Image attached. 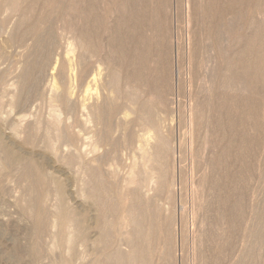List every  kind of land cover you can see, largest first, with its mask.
Instances as JSON below:
<instances>
[{
    "label": "bare ground",
    "instance_id": "obj_1",
    "mask_svg": "<svg viewBox=\"0 0 264 264\" xmlns=\"http://www.w3.org/2000/svg\"><path fill=\"white\" fill-rule=\"evenodd\" d=\"M40 1L43 3L44 8L39 14H36L37 12V10H35L37 9L36 5ZM26 2H30V5H29L30 7H25ZM67 2L68 0H0V38L6 35L9 29V26L12 24V22L13 24L14 22H16V24L14 25L15 29L13 28L14 29L13 32H11V34H9L8 37H6L1 42L2 44L0 43V61L8 58L7 55L9 53L6 52V48L8 49L15 48V50L16 48L22 49L26 47L28 41L30 40L32 41V46H31L32 48L30 49L31 51L33 49V52H31L33 55V60L31 59L32 55L29 58L31 60L28 61L27 63L26 61L28 59H26L24 63L26 65L23 68L24 70L21 76L20 74L18 75L20 76V79H19L18 84L16 83L18 85L17 86L18 94H16L17 96L16 95L13 96V98L15 97L16 99L15 100L12 99V102L10 104L12 105L20 104L22 106V103L30 102L29 96L31 97L30 93H32V91L37 90L36 92L39 94L38 88H37L38 87L37 85L39 82L37 83L38 78L36 77L37 78L36 80L35 75L37 74L38 76L41 74V72L40 74H38L37 73L38 71H36L37 61L38 59H40L43 62H46V63L48 62V65H49V59L51 55L50 51L53 48V46L56 44V39L58 41V38L55 39V37L57 36L53 30L54 25L52 23L53 26H51L49 24V21L51 20L52 15H57V16H60L61 18V16L65 15L67 11H70L74 14L75 17L79 19L81 18L82 24L80 26L74 25V22L72 21V19L71 21L73 24L70 23L71 21L68 22V19H67V22L64 19L65 20L64 25L61 23V26H62L61 30L63 33L62 36L64 37L65 35H71V38L73 37L72 39H74L75 42L77 43V45L75 46L76 47L78 46L77 48H79L78 50L79 54L76 55L75 61L77 65L79 64L82 65L80 66L81 68L82 67L85 68L84 70L82 68L85 74L86 73L88 74V71H89L88 68H90L88 67L90 59L94 56L96 57L100 53H101V57H102L103 52L107 53L106 55L107 58L109 57V54H110V57L115 60V72L111 73L110 82H108V84L112 83L113 87L115 88V93L117 95L116 100H115L116 102H111V104L115 103V105L106 106V103H104L102 100L103 102L102 104L104 105H100V106H98V104L97 106L94 105L89 108V112H88L89 113L88 118L90 119V122H93L92 124H94V128H95L94 138H96L97 143L98 144L104 143L105 139L106 140L109 139V138H106V136L111 132H112L111 135L114 138L115 136L113 134L119 130L117 129L119 126H120V129L122 128V130H119L118 132L122 131V133L120 134H123V132L125 131L124 138H125V141L128 142V144L130 143L131 145V143L136 140L135 138L139 140V138L136 136L138 134H141V135L144 134L142 133L143 131H146L147 134H149L150 138L146 136L147 134L145 136L147 139H150V141L152 139L153 143L151 142L152 143L151 144L149 141L150 144H148L146 142V146H144V148H146L147 146L149 147L147 148V150L144 151L143 154L140 152L142 154L143 165L142 166H139V164L136 165L138 166L137 171L135 167L134 168L135 171H133L132 174L130 172L131 175L129 174V176L131 177V179L128 178L130 180V186L128 183L129 180L128 182L125 181L126 183H128L126 185H128L129 188L127 186L126 188L125 187L122 188L120 191L115 190V188L111 187L112 186L111 184L108 185V183L104 181L106 179L102 176L103 174L100 175L102 171L100 172V169L98 167H95L94 165H92V163L91 165L83 164V167H85L84 169L85 172L83 173H85V175L87 176L86 181H84V189L88 191V195L85 193L86 194V203L84 207L85 209H81L80 211H77L78 209L75 210L76 208L74 210H71L67 207L68 203L66 204L67 202L66 201V186L61 182L56 183L54 179L51 180L50 176L46 172L44 163L43 164L40 163L38 159L35 160L36 156L35 158H33L34 155L32 157L31 153L30 155L26 156L24 152L21 151V149L25 147L24 145H28L29 147L34 146V144L36 145V139H37L36 133L39 130L38 128V126L40 125L39 122L35 123L38 125L37 127L35 124L32 125L33 127L32 126L29 127L28 131L30 132L31 130V133L29 132L26 133V137L23 142L24 145L22 144L24 147L21 148L20 146L21 149L15 147L14 145L6 144L7 141L3 140L1 136L2 134L0 135V153H2V158L0 160V170L3 169V171H5L6 168L7 170L12 169V168L17 169L16 171H18V180L20 183L24 184V186L22 187H24L23 190H25V193L27 196V198H25L26 200H25L24 205L23 204L22 205H23L24 212L27 213V215L30 216V220H32L31 221L33 225V227L31 228L32 233L34 234V236L37 237V239H41L42 237L44 238V235L46 237L50 234L48 232L52 230H50L49 228L51 227V225L54 224L56 227L53 226V229L55 228L54 230H56V234H54L55 231L53 233L51 232V236H54L56 238V243L60 247L59 249L63 248L64 250L65 247H67L68 249L70 248V251L68 250L69 256L65 254L68 257L62 258V259L60 258V260L56 258L59 261L57 262L55 261L56 260L55 259L54 260L55 262L52 264H73L74 262H75L74 264H76V261H78L79 259L74 261L73 258H76L75 257L76 253L78 255L79 252H76L78 251V248L76 249L73 246L68 247L69 246L68 244L69 242L79 241L81 242L82 246H86V247L88 245L90 246L88 242L90 241L88 239L89 236H87V234L90 235L91 233V231H89L90 232L89 233L88 230L93 229V228H90L89 226L91 225L89 224L91 222L90 220L95 221V223L93 224L96 225L97 229L99 230L97 232L96 239L95 240L93 239V242L91 240V243H93L92 246L101 252V256H100L101 258H99L100 260L99 264H187V261H188V264L190 263L191 264H264V200H263V204H261L259 200L257 199L259 197L256 198L258 200L257 202H259V205L261 204L262 207H260L261 209L259 208L255 209V212H254L255 216H252L253 215L252 213H251L252 215L250 214L252 217H254L255 220L253 221V223L255 222V224L254 225L252 224L250 226L249 223L253 220V218L252 220L250 219V222H248L249 219H247L250 216L248 214L249 206H247L249 204V203L247 204V201H249L247 200V197L249 196L248 195V192H249L248 185L251 182L249 181V178L250 176H252L251 174L252 169L250 170V168L252 167H250V165H251L252 159H254L253 157H254L256 149L258 150V148H260L259 151H261V148H262V153L258 152L260 154H263L264 152V140L262 139L264 135H260L259 137L260 139H258L257 137H255L257 136L256 134L254 137H250L248 134V128H250V130H252L255 133V131L257 132V130H259L258 128L262 127L261 129L263 131L260 129L259 133L264 132V0H204V3H201L200 5L198 4L199 0H195V1L193 0V2H195V5H197V6H193V7H196L195 8L196 10L193 9V11H196L197 13H199L201 18L204 19V22L207 23L206 30L209 34L211 32L212 33L216 32L214 30H216L221 25L222 26L220 28L224 27V29L226 28V26L227 27L230 26L228 29L231 28V30L229 31V32L232 31L231 33H233L234 31L235 32L239 31L241 33V29H243V25H248V28H250V26L251 27L258 26L261 28L259 29L257 27V30L255 28L256 30V31L254 30L255 33L253 32V35H251V37H248V38H247V36H249L248 34L246 37H245L246 34L244 35L245 38L237 34L239 35L237 36V39H235L236 41H238L237 46H239L240 44L241 45L239 48L235 50L234 58L231 60V63H230L231 68L236 67L237 73L236 74L231 73L229 79L227 78L228 80L227 83L225 82L226 84L224 85V87L226 86V88L229 89V92H230V89H233L232 90V93H233L235 89V93H236V90L238 89V91H240L241 94L250 93L251 96L250 97L246 96V98L244 97L242 98V96L240 95L228 96L226 94H220L216 97V105H214L215 107L213 106L212 108L214 111V112L212 111L214 114V121L212 122L215 123L214 125L216 126V130H218V132H220L221 129L223 130L222 118L224 114H226L229 120L228 122L229 128L232 129L235 126V122L232 118L233 114L236 110L240 109L239 108L240 106L244 107V109L249 113V115L246 116L244 120L245 129L239 135V138H238L239 148L236 154V161L238 162L239 168L236 171H234L232 175L226 174L225 176L226 178H229L228 180H230V184L232 185V187L230 190H228L225 187L226 185H224L223 183L219 184V180L216 181L217 179L216 178L217 176H215L216 174H214L216 178L215 179L216 182L209 181L208 176H207L208 174L207 171H206L207 174H205L204 172L203 176L201 175L202 176L201 179L199 178L200 176L198 177V179L200 180H198L199 182L197 185L196 183L194 184V181L192 180V184L196 185V189L194 191L195 194L197 195L196 197L199 196V199H200L201 194L209 192L207 193L209 197H208V200L205 201V204L203 203L204 205L202 206V204L200 203L198 206V210H200L201 208L203 209L206 219L204 221L201 220V225H199L200 223L198 224L199 226L197 225L198 227L194 229V232L192 236L190 237L188 236L186 225H182L180 228L181 229L180 235H178V237L180 236L179 240H177L178 239L177 238L176 241H175V235L177 236L178 233H175L174 235V232H175L174 229L176 230L177 227L176 228L173 227V222L174 221L177 222V220L175 219L177 217L176 216L177 212L174 213V215H171L170 212L168 211L169 209L167 210L168 206H166L165 208L166 211H165L164 208H162L163 200L160 199L162 198V195H165L166 200H167V205L173 199L172 188L174 186V181L176 179L174 176H173L174 179L172 178V174H176L173 171L176 169V167L173 168L172 170L174 172L173 173L171 171V168L173 166L170 167V164H172L170 160H172L171 155L175 154V150H173L174 147L173 148L170 147L171 145L169 143V138H167V136L163 134L162 124L164 122L166 123L168 117L170 115H173L175 112V108L173 107L174 103L172 102V99L171 100L169 99L168 96L172 93V91L174 92L176 91L177 88L180 87V79H181L180 74H177V76L172 75L173 74L171 73L172 70H170L169 68V66L171 67L170 62L168 61V53H169V48H170V46L168 45L169 43L171 44V42H169L168 40L170 37L169 36L170 31H169L168 22H167L168 21L167 20V11H168L167 9H168L169 0H101V17L97 15L95 2L92 0L85 1L86 5L84 7H81L78 3H76V0H70V10L65 8L66 5L68 4ZM190 3H192V0ZM111 14H114L113 16L114 20H112L113 21L112 23H110ZM192 16L194 17V15ZM228 16H232V19L229 17L231 21L227 20ZM255 16L259 19V23H257L258 19L256 21ZM197 19L198 18H196V20ZM236 19L239 20L240 22L235 27L234 23H229V22H235L233 20H236ZM242 19L245 20L246 23L243 24L244 21L242 22ZM93 20L94 22H98L99 20L101 21V42L100 43H97L96 41H94V38H92L90 35L91 31L88 30L89 22ZM204 24H203V28H204ZM198 26L200 25L198 24ZM57 27L59 28V26ZM244 30H245V27H244ZM56 31L58 30L56 29ZM46 33L49 34L48 38L44 37V34ZM62 33H59L60 37ZM216 34L217 32L214 35ZM208 36H211V35H208ZM194 39L195 40L197 39L196 36H194ZM196 42L197 41H195V43ZM196 45L198 44L196 43ZM197 47L196 49H193L194 52L197 50ZM15 52L13 53L15 54ZM192 57L194 56L192 55ZM68 61L69 62H64L63 60L64 63L61 62L59 64L61 65L63 63L59 68L60 69L59 73H60L61 78L64 81L66 80V83L68 82V80L71 82L72 73L76 72V71L73 72V70L75 69H73L72 61L71 60H68ZM200 64L198 65L203 68L204 65L202 64L203 65L202 66ZM38 65L40 66L39 63ZM44 65L46 66L47 64H44ZM57 65L58 64L56 63L54 69H56ZM198 65H196V67ZM193 67H194L193 68L194 70L200 69L198 67L196 68L195 65ZM39 70L42 71L43 69L40 68ZM82 74L83 73H81V75ZM87 74L86 76H89V74L88 75ZM75 76L76 75H74V77ZM86 76L84 77L83 75L84 78H86ZM214 77H212V79ZM2 78H0V84H2L1 82ZM96 79L97 77L92 76V78L90 79V83L88 81L89 85H92L94 82H97L98 80L96 81ZM213 80H211L210 83H212ZM62 85H65V84H62ZM125 86L126 88H130V90H128L125 94H123V87ZM139 86H141V89H142L141 92L139 91ZM212 88L213 87H209L208 91L210 92L209 94L212 97H215ZM63 90L66 91L65 87ZM67 90L68 92L66 91V92H63L61 95L55 96V98L53 97L54 98L53 100H55V102L58 103V106L57 105L56 106L59 110L53 105L54 108L56 109L51 111L53 113H51V115L48 116L49 119L47 120L48 123L46 124L47 127L46 128L44 127L46 132H44L45 134L43 135V138H42L43 142L45 141L44 143L46 144L47 149L49 148V150H53L55 147V143H59V142L62 143L63 145L64 144L72 145L73 143L75 144L78 143V139L80 140V137H81V136H78L80 135L79 132L81 133V130L85 129V126H86L85 125L83 128V126L81 125L83 123H81V120L79 119V115H78L79 113L78 111L80 110H76L75 108L76 104L73 105V103L72 104L70 103L71 100H69L68 87H67ZM3 93L4 92H2V96L5 95V93L4 95ZM33 93L32 95H34ZM235 93H233V95ZM43 101H46V100L43 99ZM206 105L201 102H199V104L195 103L194 105L195 108L194 109L192 108L193 112L190 113L191 125L196 124L199 126V128L203 125L205 121L204 119L207 117L206 111H205ZM210 105L208 103V109H207L208 112L210 110L209 108ZM25 106L26 105H24V107ZM225 106L226 108L224 110ZM2 107H3V101L1 98L0 99V110L3 109ZM126 110L135 114L136 118L134 117L135 119H132V121L130 120V122H128V120L126 119L128 115L125 114L127 112ZM11 111H13V109ZM124 111H126L124 113L126 117H122L123 123H121L120 119L118 121L116 120L117 122L120 121V124L119 126L118 124L116 125L118 126V127H115L117 130L113 132L114 131L113 122L115 121V119H117V118L114 119V116L115 115L120 116V114L121 113L123 114ZM64 113H69L71 115H69L68 119H66L68 115L65 116L66 118H64L62 117V115H66ZM72 116H73V122H71L70 120L71 122L70 123L69 118ZM125 119L127 120L126 122H124ZM43 121L45 123L46 120H43ZM208 122L209 123L208 124L206 123L207 125H205V127H209L208 125L210 124V121ZM136 126H140L141 128L145 127L146 129L145 130L141 129V131H139L138 129L135 130ZM165 128L166 127H164V129ZM213 129L214 128H212V130ZM206 130H208V128L207 129L205 128L204 132H206ZM193 132L195 131L192 130V133ZM215 132L213 130L211 134L213 135V133ZM83 133H84V130H83ZM168 133L169 132H167V134ZM84 134L86 136V132ZM87 134L89 133L87 132ZM83 135L82 137H84ZM209 135H210V131L208 132V136ZM88 136L90 135H87V137ZM205 136L207 135L205 134ZM120 139L118 142H120ZM147 139H145L144 141H146ZM123 140L124 139H122L120 143H122ZM234 140H235L234 138L231 139L229 143L230 146H232ZM114 141H117V140H114ZM114 141H113V146L116 145L114 144ZM107 142L109 143L110 140ZM143 144L141 143V145ZM214 144H215V141H214ZM130 145L128 147H132ZM132 145L134 146L136 144L133 142ZM217 146H216V149H217ZM75 147L77 149L78 144H76ZM119 147L121 148L122 145ZM112 148L114 149V147ZM141 148L143 149V147ZM25 152L29 154V151L27 152L25 150ZM70 156H71V159L69 160L68 158V161L66 163L67 165L75 164L76 161L77 162L80 161V165H81L82 155L80 152L79 153L73 152L72 154H70ZM101 157L104 158V156H101ZM173 158L175 159V156ZM227 158H228V152H226V148H224L223 150L220 149L219 157L217 159L218 162L212 165H211L212 161L210 164L207 162L208 164H205V165L209 167H207L206 170H208V168H211L212 170H214V167L216 165H222ZM260 158L261 157H259V159ZM262 158H261V161L264 160ZM258 161L255 159V162H258ZM95 162L98 163V160L97 161L95 160ZM262 163L263 162H261V164ZM203 165L204 164L201 165L202 168L205 167ZM255 166L257 165L255 164ZM262 166L264 167V165ZM216 169L214 171H216ZM262 170H264V168ZM262 173H264V171ZM253 174L255 176V172ZM192 175L194 176L195 174H192ZM127 176H128V173H127ZM195 177L196 176H194V178ZM257 177L259 176L256 175V178ZM252 178L254 179L253 176ZM260 180L262 179L260 178ZM206 183L208 185H206ZM260 183L261 182H259V184ZM51 184L56 185L54 187L55 189H53L52 187L54 185L51 186ZM193 187L191 189H193ZM249 187H251V185ZM251 189H253V187ZM52 191L54 192L52 193ZM252 191L250 190V192ZM254 193L252 192L253 195ZM52 194H55L58 199L57 200L58 203H57V207L55 211L56 221H54L53 223L51 222L52 220H50L51 218L50 219L48 218L50 213L47 210L49 206L48 205L49 203L47 204V202H49L48 200L50 199ZM257 194H259V192ZM175 195L176 194H174V196ZM261 195L263 194L261 193ZM261 195L259 196L261 197ZM165 196H163V199ZM257 202L255 201V203ZM164 203H166L165 200H164ZM254 205L252 204L251 206L254 207ZM91 210L93 211L91 213L92 214L94 213V216L90 214ZM163 210L166 212L165 219L162 217L164 215L162 212ZM175 211L176 209L174 210V212ZM167 213H168V216H167ZM172 214H173V211H172ZM183 215L181 216L182 219H184ZM247 215L249 216L247 217ZM176 222L175 224L177 225ZM41 246L42 245H40L39 242L30 244L29 246L23 245L20 248L22 249V247L23 248L27 247L28 250H24V251L22 250L23 252L22 254L20 253V255L26 256L27 258L26 260H28L30 259V257L28 258L27 256V254L29 253V255H31L32 261L34 260L38 261V259L43 254L45 255L44 253L45 251H43V254H42L41 248H43V246L42 247ZM178 246L180 247L179 258L177 257L178 254L175 255L178 251L177 250ZM189 246L192 247L193 249L191 253L189 252L191 257L189 256V253H188ZM18 249L19 248H17V250ZM21 249H19L18 251H21ZM63 250L62 252L64 256V252L65 250L67 252V249H65L64 251ZM24 252L26 253L28 252V253L24 254ZM83 253L81 255H83ZM8 254L10 253H7V255L5 254V257L9 258L8 260L12 259L11 261H14L13 258L15 260L22 258V257L19 258L14 255H8ZM17 255H19L18 252H17ZM81 255L77 257L80 258ZM189 257H190L191 262L190 260H188ZM35 261L33 262V264L35 263ZM19 263H20V260H19Z\"/></svg>",
    "mask_w": 264,
    "mask_h": 264
},
{
    "label": "rangeland",
    "instance_id": "obj_2",
    "mask_svg": "<svg viewBox=\"0 0 264 264\" xmlns=\"http://www.w3.org/2000/svg\"><path fill=\"white\" fill-rule=\"evenodd\" d=\"M85 1H91V0H76V3H78L81 7H84L86 5ZM92 1L95 2L97 15H99L101 17V0H92ZM190 2H191V0H189V1L188 0H169L168 9H167L168 10L167 11V20H168L167 22H168V27H169V31H170V35H169L170 37H169L168 40H169V42H171V44L169 43V45H168V46H170V48L168 47L169 48L168 61L171 64V67L169 66V68H170V70L173 71V72L171 71V73H173L172 75L177 76V74H180V78L181 79H180V87L177 88L176 91H174V92L172 91V93L168 96L169 99L170 100L172 99V102L174 103L173 107L175 108V112H174L173 115H170L168 117L166 123L164 122L162 124L163 125L162 126L163 134L166 135L167 138H169V143L171 145L170 147L171 148L174 147L173 150H175V154L171 155V159L172 160H170L171 163H172V164H170V167L173 166L171 168V171L173 170L174 167H176V169H175L176 171L173 170L176 174H172L173 171L171 172L172 178L174 179V177H175V179H176L174 181V186L172 188V195H173L172 197H173V199H172V201L170 203L168 202L169 203L168 205H167V200H166V196L165 195H162V198H160V199L163 200L162 208H164L165 211H166V209H165L166 206H168L167 210L169 209L168 211L170 212L171 215H174V213L177 212V214H176L177 217L175 218L177 220V222L176 221L173 222V227L174 228L177 227L176 230L178 229L177 231L174 229V231H175L174 235H175V233H178L177 236L175 235V241H176L177 238H178L177 240H179L180 236L178 237V235H180V230H181L180 228H181L182 225H186L188 236L190 237V236H192V234L194 232V229H196L199 225H201V220L204 221L206 219V216L204 215L205 213H204L203 209L201 208L200 210H198V206H199L200 203L202 204V206L205 204V201L208 200L209 195L207 193H209V192L201 194L202 198L200 197V199H199V196L196 197L197 195L194 192L195 189H196V185L199 182L198 180H200L202 178L204 172H205V174H207V173L209 174V175L207 174L209 181H215V179L217 178L216 181L219 180V184L223 183L224 185H226L225 187L228 190H230L231 187H232V185L230 184V180H228L229 178H226L225 176H226V174L232 175L234 173V171H236L239 168L238 162L236 161V154H237L238 148H239L238 138H239V135L245 129L244 120H245V117L249 115V113L244 109V107L240 106L239 107L240 109L236 110L234 112V114H233L232 118H233V120L235 122V126L232 129L229 128V126H228L229 120H228L226 114H224V116L222 118V120H223L222 121L223 130L221 129V131L218 132V130H216V126L214 125L215 123L212 122V121H214V114H213L214 111H213L212 108H213L214 105H216V97L218 95H220V94H226L228 96H230V95H232V96L240 95V96H242V98L243 97L246 98V96H249V97L251 96L250 93H245V94L242 93L241 94V92L238 91V89L236 90L237 94L235 93V89H234L233 93H235L236 95L235 94L233 95V93H232L233 89H230V92H229V89L226 88V86L224 87V85L227 83V81H228L227 78L229 79L231 73H233V74L237 73L236 67H232V68L230 67L231 60L234 58L235 50L237 48H239L240 45H241L240 44L239 46H237V44H238L237 42L238 41H236L235 39H237V36H239V35H241L243 38H245L247 36V34H248L249 36H247V38L251 37V35H253V32L255 33V31L257 30V27H258V26L257 27L256 26L255 27H253V26L251 27L250 26V28H248V25H243V29H241V33L239 31H237V32L234 31L233 32L234 34H233V33H231L232 31L229 32L231 30V28L228 29L230 26H228V27L226 26V28L224 29V27L220 28L222 26L221 25L218 28L216 27L217 28V29L215 28L216 30L213 29L214 31L217 32L216 35H214L216 32H213V33L211 32L209 34L207 32V30H206L207 29V23L204 22V19L201 18L199 13H197L196 11H193V9L196 10L195 9L196 7H193V6H197V5H195V2H193V0H192V3H190ZM67 3L68 4L66 5L65 8L70 10V0H68ZM201 3H204V0H199L198 4L200 5ZM29 5H30V2H26L25 3V7H30ZM36 8H37V9H35V10H37L36 14H39L44 8L43 3L40 1L36 5ZM191 14L194 15L195 18ZM243 15H244V13H243ZM113 16H114V14H111L110 23H112L113 22L112 20H114ZM229 17L232 19V16H228L227 17V20L231 21V19ZM196 18H198V19L196 20ZM245 18H246V16H245ZM64 19L66 20V22H67V19H68V22H70L71 19H72V21L74 22V25H79L80 26L82 24L81 18L79 19V18L75 17L74 14L72 12H70V11H67L65 15L61 16V18H60V16L52 15L51 20L49 21V24L51 26L54 25L53 26V30H54V32H55V34L57 36V37H55V39L58 38V41L56 39V44L57 45L55 44L53 46V48L51 49V51H50L51 52L50 53L51 54L50 55L51 61L49 59V65H48V62L46 63V62H43L42 60L38 59V61H40V62L37 61L36 71H38L37 72L38 74H40V72H41V74L38 75V76L36 74L35 78L37 77L38 80H39L38 81L37 78H36L37 83L39 82L38 85H37L39 94L36 92L37 90L36 91H32V93L34 92L33 93L34 95H32V93H30L31 97H32L31 98L29 96V99H30L29 101L30 102L22 103V106L20 104L19 105H16V104L12 105L10 103L12 102V99L13 100L16 99L15 97L13 98V96L18 94V92H17L18 91V89H17L18 85L17 84H18L20 76H21V74H22V72L24 70L23 68L26 65V64H24L26 59H28L26 61V63L28 61H30L31 59L33 60V55L31 53V52H33V49H32V51L30 49V48H32L31 47L32 46V41L29 40L27 45H26V47L22 48V49L21 48H16V50H15V48H10V49L6 48V52L9 53L7 55L8 58H6L5 60H1L0 61V63H1L0 64V78H2L4 76L1 79L2 84H0V92L2 91V92L5 93V95L3 93V95L5 97L2 96V92L0 93L1 94L0 96H2V97H0V99L2 98V101H3V107H2L3 109L0 110V111H2V112H0V115H1L0 116V131H1L0 135L2 134L1 136H2L3 140L7 141L6 144L14 145L15 147H17L19 149H21V148H23L25 146L23 149H21V151L24 152V154L26 156L30 155V153H31L32 157L34 155L33 158H35V156H36L35 160L38 159L40 161V163H42V164L44 163L46 172L50 176L51 180L54 179V181L56 183L57 182H61V183H63L66 186V201H67L66 204L68 203L67 207L69 209H71V210H74L76 208L75 210L78 209L77 211H80L81 209H85L84 207H85V203H86V194L88 195V191L84 189V181H86V179H87L86 177L87 176L85 175V173H83V172H85V170H84L85 167H83V164L84 165H91V163H92V165H94L95 167H98L100 169V172L102 171V173L100 175L103 174L102 176L106 179V180H104V179L103 180L106 183H108V185L111 184L112 186L111 185L110 186L112 188H115V190H117V191L119 190L120 191L122 188H124V187L126 188L128 186L126 184L129 183V186H130V180L129 179H131V177L129 176V174H130V172L132 174V172L135 171L134 170L135 167H136L135 169L137 171V167L138 166H136V165H138V164H139V166L143 165L142 154L149 147V146H147L146 148H144V146H146V142L148 144H150L152 142V139H151V141H150V139H147L146 136L148 138H150V136H149V134H147L146 131H143L142 133H144V134H142V135L138 134L136 136V137L139 138V140L137 138H135L136 140L133 141L136 145L133 146L132 145L133 142L130 145V143L128 144V142L125 141V138H124L125 137V134H124L125 131L123 132V134H120V133H122V131L118 132L119 130H122V128L120 129V126H119L120 121H121V123H123V118L122 117H126L125 114L128 115L126 117L128 122H130V120L132 121V119L136 118L135 114H133L130 111L126 110L127 112L124 111L123 114L122 113L120 114L121 117L119 115H115L114 116V119L117 118L113 122L114 128L119 126L117 128V129H119L118 131L115 132V130H117L116 128L115 129L113 128L114 131L112 130L113 132H115L113 134L115 137L113 138V136L111 135L112 134V132H111V133H109L110 135L108 134L106 136V138H109V139H107V140L105 139L104 143H102V144L101 143H99V144L97 143L96 138H94V129H95L94 128V124H92L93 122H90V119L88 118L89 117V113L88 112H89V108L90 107H92L94 105L97 106V104H98V106L104 105V104H102L103 102L106 103V106L107 105H109V106L115 105V103L111 104V102H116L115 100H116V96L117 95L115 93V88L113 87L112 83L108 84V82H110L111 73L115 72V60L110 57V54H109V57H108L110 59H108L107 56H106L107 53H105V52L102 53V57H101V53L98 54L96 57L95 56L92 57L90 59V62H89L90 66L88 65V67H90V68H88L89 76H86L87 73L85 74V72L83 71L85 68L82 67L83 68V70H82V68L80 67L82 65H80L79 63H78L79 65H77V63L75 61L76 60V55L79 54V51H78L79 48H77L78 46L77 47L75 46V45H77V43L75 42L74 39H72L73 37L71 38V35H65L64 37L62 36L63 33H62V30H61L62 29L61 28L62 27L61 23L64 25V21H65ZM199 19H200V21H199ZM243 19H244V17H243ZM243 19H242V22L244 21L243 22V24H244V23H246V21L243 20ZM255 19L257 21L258 18L256 17ZM100 20H101V18H100ZM100 20L98 22H94V20L90 21L89 22V26L87 25L88 26V30L91 31L90 32L91 37L94 38V41H96L97 43L101 42V21ZM72 21L70 23H72ZM233 21H235V22H229V23H234L235 27L240 22L237 19L233 20ZM52 23H53V25H52ZM257 23H259V19H258ZM15 24H16V22H14V24L12 22V24L9 26V29H8L6 35L3 36L4 38L3 37L0 38V43L6 37H8V35L11 34V32H13V30L15 29V26H14ZM198 24L200 26H198ZM203 24H204V28H203ZM57 26H59L60 29ZM244 27H245V30H244ZM55 28L58 31H56ZM255 28H256V30H255ZM258 28L260 29L261 27H258ZM219 30H220V32H219ZM227 31L229 32V34H228ZM59 33H62L61 37H63V38L60 37ZM237 34H239V35H237ZM208 35H211V36H208ZM244 35H245V37H244ZM48 36H49V34H47V33L44 34L45 38H48ZM194 36H196V38H197L196 40L194 39ZM195 41H197L196 43L198 45H196ZM27 46H28V48H27ZM196 47H197V50L195 51L196 52L195 53L193 51V49H196ZM69 48H71V49H69ZM75 49H77V50H75ZM14 50L15 51L18 50V51L15 52ZM11 51H12V53H11ZM13 52H15V54ZM170 54H171V56H170ZM31 55H32V57H31ZM52 55H54V56H52ZM192 55L194 57H192ZM30 57H31V59H29ZM63 60H64V62H69L68 60H71L73 69H75V70H73V72L76 71L75 73H72L71 82L68 80V82H67L68 84L66 83V80L64 81L61 78L60 73H59V71H60L59 68L64 63ZM200 60L201 61L203 60V61L201 62ZM41 61H42V63H41ZM61 62H63V63L61 65H59ZM199 62L202 63L204 66L202 64H200ZM38 63L40 64V66L38 65ZM43 63L47 64L49 66V68H48L47 65L45 66ZM56 63L59 65V67L57 65L56 69H54ZM198 64L202 65L203 68L201 66H199ZM42 65H43V67H42ZM194 65H195V67H196V65H198L199 67L198 66L197 67L200 68V69L202 68V69L201 70L200 69L194 70L193 69ZM40 68L43 69V70L40 71L39 70ZM193 72H194V74H193ZM81 73H83V74L81 75ZM19 74H20V76H18ZM52 74H53V76H52ZM74 75H76V76L74 77ZM80 75L82 77L84 75V77L86 76V78H84V77L82 78ZM215 75H217V76H215ZM92 76L97 77L96 81L97 80L98 81L94 82L92 85H89L90 79L92 78ZM39 77H40V79H39ZM72 77H74V78H72ZM212 77H214L213 78L214 80L212 79ZM211 80H213L212 83H210ZM88 81H89V83H88ZM62 84H65V85H62ZM2 85H4L5 87L2 86ZM66 86L69 89V94L68 93L67 94L69 95V100H71L70 103L71 104L73 103V105L76 104L75 105L76 110H80V111H78L79 113L78 112L77 113L79 115V119L81 120V123H83L81 125L83 126V128L86 125L85 129H82L81 133L79 132L80 135H78V136L82 137V135L85 132H86V136L84 134L83 135L84 137H82V139H81V137H80V140L78 139V143H76V144H78L77 149L75 147V145H76L75 143H73L72 145L71 144H68V145L64 144L63 145L62 143L59 142V143H55V147H54L53 150H49V148L47 149L46 144L44 143L45 141L43 142V140H42L43 135L45 134L44 132H46L44 127L45 128L47 127L46 124L48 123L47 120L49 119L48 116L51 115V113H53L51 111L55 110L57 108V106H58V103L55 102V100H53V99L55 98V96L61 95L63 92H66V91L68 92ZM2 87H4V88H2ZM64 87H65L66 91L63 90ZM209 87H213L212 89H213V93H214L215 97H212L209 94L210 93L208 91ZM1 88H2V90H1ZM50 88H51V90H50ZM222 89H223V91H222ZM128 90H130V88H126V86L123 87V94H125ZM141 90H142L141 86H139V91L141 92ZM70 91H71V93H70ZM50 94H51V96H50ZM172 95H174V96H172ZM48 96H49V98H48ZM10 97H11V99H10ZM147 97H146V99H147ZM43 99L46 100V101H43ZM105 99L106 100L108 99L109 101L107 100V102H106ZM102 100H103V102H102ZM253 100H255V99H253ZM38 101H40V102H38ZM108 102H109V104H108ZM199 102L204 103L205 105L207 103V105H206L207 107L205 106V111H206V116L207 117L204 119L205 121L203 120L204 123L200 127L203 130L200 129L198 125H196V124L193 125L192 124L193 125L192 126L191 123H190V113L193 112V109L195 108V106H194L195 103L199 104ZM7 103H9V104H7ZM208 103H209V105L211 104L209 106V108H210L209 112L207 110L208 109ZM24 105H26V106L24 107ZM53 105L56 108H54ZM83 106H85V107H83ZM225 108H226V106L224 107V110H225ZM12 109H13V111H11ZM3 110H5V111H3ZM27 112H28L29 115L27 114ZM31 114L32 115L34 114V115L32 116ZM64 114H66V115H62V117H64V118H66L65 116L68 115L66 119H68L69 115H71L69 113H64ZM19 116H21V117H19ZM119 119H120V121L117 122ZM126 119L124 120V122L127 121ZM43 120H46L45 123H44ZM70 120H71V122H73V116L69 118V122H70ZM207 120L210 121V124L208 126L211 129L209 127H205V125H207L209 123ZM36 122L40 123V125H39L40 127L37 124H35ZM34 124L36 125V127L38 126V128H39L38 132L36 133V138H37L36 139V145L34 144V146H32V147L30 146L29 147L28 145H24L23 142H24V139L26 137V133L29 132L28 131L29 127H31ZM117 124H118V126H116ZM19 126H20V128H19ZM203 126L206 129L208 128V130L210 131V135L211 136L210 135L208 136V132H209L208 130H206V132H204L205 128ZM86 127L88 128V130H87ZM164 127H166V128L164 129ZM198 128H199V130H198ZM212 128H214L213 129L214 132H215V130L217 132V133L216 132L213 133L214 136L211 134V132L213 131ZM261 128L262 127L258 128L259 130H257V132L255 131V133L252 130H250V128H248L249 136L250 137H254L255 134H256L257 136H255V137L260 139L259 138L260 135H264V132H260L261 134L259 133ZM137 129L139 131H141V129L145 130L146 128L145 127L141 128L140 126H136L135 130H137ZM83 130H84V133H83ZM192 130L195 131V132L192 133ZM87 132L89 134H87ZM167 132H169V133L167 134ZM29 133H31V130H30ZM41 134H42V136H41ZM92 134H93V136H92ZM205 134L207 136H205ZM87 135H90V136L87 137ZM116 135L118 136V138H117ZM217 136L220 137V138H218ZM142 137H144L147 140L144 141L145 139L142 138ZM222 138H223V140H222ZM233 138L235 140H234L232 146H230L229 143H230L231 139H233ZM119 139H120V142L122 141V139H124V140H123L122 143H120V142H118ZM262 139L264 140V137ZM109 140H110V142L108 143L107 141H109ZM111 140H112V142H111ZM114 140H117V141H114ZM113 141H114V144H116L114 146H113ZM149 141H150V143H149ZM214 141H215L216 145L214 144ZM125 142H126L127 145L125 144ZM141 143L142 144L144 143V144L141 145ZM219 143H220V145H219ZM19 144H21V145H19ZM60 144H62V145H60ZM94 144L97 145L98 147L95 146ZM121 145H122V147L124 145L123 149H122V147L121 148L119 147ZM129 145L132 146V147H128ZM20 146H21V148H20ZM80 146H82V147H80ZM216 146H217V149H216ZM112 147H114V149ZM141 147H143L144 150ZM73 148H75V149H73ZM224 148H226V152H228V158L224 161V163L222 165H216L214 167V170L217 168L216 171L212 170L211 168H208V170L210 169L209 171L206 170L207 167H209V166H206L205 164H208V163L210 164L211 161H212L211 165L212 164H216L218 162L217 159L219 157L220 149L223 150ZM25 150L27 152L29 151V154L26 153ZM114 150H116V151H114ZM134 150H136V151H134ZM259 150H260V148H258V150L257 149L255 150V154H254V157H253L254 159H252V162H251V165H250V167H252V168H250V170L252 169L251 170V174L254 177V179L256 178V175L259 176L255 180L252 178V176H250V178H249V181H251L253 184L250 182L251 184L249 183V185H248V189H249L248 195L250 197L249 196H248L249 198L247 197V200H249V201H247V204L249 203L247 206H249L248 207V214L250 215L252 213L253 214V215L251 214L252 216H255L254 215L255 209H257V208L261 209L260 207H262L261 204H263V200H264V198H263L264 197L263 196L264 195V187H263L264 186L263 185L264 184V178H263L264 177V173H262L264 171V170H262L264 168L262 166V165H264V160L261 161L262 157H263L262 159H264V156H262V155H264V152H263V154H260L258 152L262 153V148H261V151H259ZM72 151L74 153H79V152L81 153V155H82V158H81L82 163H81V165H80V161L79 162L76 161L75 164H71V165H67L66 164L67 161H68V158H69V160L71 159L70 154L73 153ZM116 154H118V155H116ZM101 156H104V158L105 157L106 158L104 159ZM174 156H175L176 160L173 158ZM259 157H261V158L259 159ZM1 158H2V153H0V160H1ZM83 158H84V160H83ZM136 158L139 159V160H137ZM101 159H103V160H101ZM255 159L257 161L258 160L259 161L255 162ZM95 160L96 161L98 160V163L95 162ZM261 162H263V163L261 164ZM202 164H204L203 166H205V167L202 168L201 167ZM255 164L257 166H255ZM101 165H102V167H101ZM183 169H184V171H183ZM256 169H257V171H256ZM16 170H17L16 168H12V169H8V170L6 168L5 171H3V169L0 170L1 171L0 172V264H18L19 260H20L19 264H27L28 262H29L28 264H33V262L35 260L32 261L31 255H29V253H28L29 251L27 252L28 254L26 252H24V254L25 253L27 254L28 258L30 257V259H28V260H26L27 259L26 256L20 255V253L22 254V252L24 250H28L27 247H24L25 249L23 247L21 249L20 247L23 246V245L24 246H29L30 244H33V243H36V242H39L40 245L43 246V248H41L42 254H43V251H45L44 253H45V255L47 257L43 254L40 257L42 259V261L39 258L38 261H35L34 264H36V263L37 264H52L55 261L58 262L60 260V258L62 259V258L68 257L69 256L68 250L70 251V248L68 249L67 247H65V249H67V252L64 249L65 252H64V256H63V252H62L63 248L59 249L60 247L56 243V238L54 236H51V232L53 233L55 231L54 234H56V230H54L55 228L53 229V226H55L54 224L51 225L52 229H51V227L49 228L52 231H49V230H48L49 232L47 231L50 234L48 236H46V237L44 235V238L42 237L41 239H37V237L34 236V234L32 233V229H31L33 227L32 222H31L32 220H30V216L27 215V213H25L24 210H23V205H24L25 200H26L25 198H27L25 190H23L24 187H22V186H24V184L19 182V180H18V171H16ZM217 170H218V172H217ZM253 170L255 172V176L253 174L254 173ZM199 171H201V172H199ZM206 171H207V173H206ZM127 173H128V176H127ZM192 174H195L194 176H196V177L194 178V176ZM214 174H216L215 175V176H217L216 178H215ZM259 174H261L263 176H261ZM125 177H126V179H125ZM198 177L200 179H198ZM213 177H214V179H213ZM13 178H14V180H13ZM260 178L262 180H260ZM128 180H129V182H128ZM192 180L194 181V184L196 183V185L192 184ZM125 181L128 182V183H126ZM176 181H177V183H176ZM258 181L261 182V183L259 184ZM52 185H54V184H51V186ZM206 185H208V184L206 183ZM250 185H251V187H249ZM254 185H256V186H254ZM55 186L56 185L52 186L53 189H55L54 188ZM118 186H119V188H118ZM129 186H128V188H129ZM192 187H193L194 190L191 189ZM252 187H253V189H251ZM262 187H263V189H262ZM250 190L251 191L253 190L252 191L253 193L255 192L254 195L252 194V192H250ZM258 190H260L261 192L258 191ZM53 192L54 191H52V193ZM258 192H259V194H257ZM261 193L263 195H261ZM174 194H176V195L174 196ZM218 195H220V194H218ZM256 195H258V196H256ZM259 195H261V197ZM24 196H26V197H24ZM163 196H165L164 199H163ZM203 197H205L206 199L203 198ZM257 197H259V198H257ZM256 198L261 203L260 205H259V202H257L258 200ZM57 200L58 199H57L56 195L52 194V196L48 200L49 202H47V204L49 203L48 204L49 206L46 205V206H48L49 209L47 208V210L50 213L48 218L49 219L51 218L50 220H52L51 221L52 223L54 221H56L55 211H56V207H57V203H58ZM162 200H160V201H162ZM164 200H165L166 203H164ZM255 201L257 203H255ZM254 203H255V205H254ZM192 204H194L195 206L192 205ZM252 204L254 205V207L251 206ZM169 205L172 206V207H170ZM174 205L176 206V208H175ZM196 206H197V208H196ZM250 207H251L252 210L250 209ZM173 209L174 210L176 209V211L174 212ZM164 210L162 212H163V214L165 216L163 215L162 217L165 219V217H166L165 213L166 212ZM172 211H173V214H172ZM249 211H250V213H249ZM91 212H93L92 210L90 211V214L94 216V213L92 214ZM193 214H195V215H193ZM182 215L184 216V219H182V217H181ZM249 215H247V217ZM251 215L247 218V219H249L248 222H250V219L252 220V218H253V220L251 221L252 223L251 222H250L251 224L249 223L250 226L252 224L253 225L255 224V222L253 223V221L255 219ZM167 216H168V213H167ZM192 216H194V217H192ZM90 221H89L90 222L89 224H91V225H89V226H90V228H93L92 230H90L89 227H88V229H89L88 232L91 231V233L89 232L90 235L87 234V236H89L88 239L90 241H88V242H89L90 246L88 245V243H87V245H88L87 247L86 246H82L81 242H79V241L69 242V244H68L69 246L67 245L68 247L73 246L76 249L78 248V251H76V252H79V253H78V255H77V253L75 254V257L77 259L73 258L74 261H76L78 259L80 260V261L79 260L76 261V264H99L100 263L99 258H101L100 257L101 256V252L98 249H96L95 247H93L92 246L93 243H91V240L93 242V239L94 240L96 239L97 232L99 230L97 229L96 225L93 224V223H95V221H93V220H90ZM175 222L177 223V225L175 224ZM71 243H72V245H71ZM91 247H93V248H91ZM17 248L21 249V251H18L19 249L17 250ZM177 250L179 252L177 251V253L175 255L178 254L177 257L179 258V253H180V247L179 246H178ZM191 251H193V249H192V247L189 246L188 253L189 252L191 253ZM17 252L19 253V255H17ZM81 252L82 253L84 252L85 254L83 253V255H81L82 254ZM7 253H10L8 255H14V256H17L19 258L22 257L23 259L22 258L21 259H17L18 261L15 260L14 258H13L14 261H11L12 259L8 260L9 258L5 257V254L7 255ZM190 253H189V256H190ZM65 254L68 255V256H66ZM79 254L81 255L80 258H82V256H83V258H85V259L82 258L83 259L82 260V259L78 258L80 256ZM42 257H44V258H42ZM190 257H189L188 260H190ZM56 258H58L59 260L56 259ZM11 262H13V263H11ZM190 262H191V260H190ZM187 264H188V261H187Z\"/></svg>",
    "mask_w": 264,
    "mask_h": 264
}]
</instances>
